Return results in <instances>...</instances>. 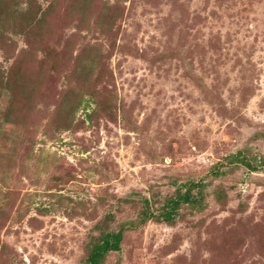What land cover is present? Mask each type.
<instances>
[{
	"label": "rangeland",
	"instance_id": "1",
	"mask_svg": "<svg viewBox=\"0 0 264 264\" xmlns=\"http://www.w3.org/2000/svg\"><path fill=\"white\" fill-rule=\"evenodd\" d=\"M106 233L99 264H264V0H0V264Z\"/></svg>",
	"mask_w": 264,
	"mask_h": 264
},
{
	"label": "trees",
	"instance_id": "2",
	"mask_svg": "<svg viewBox=\"0 0 264 264\" xmlns=\"http://www.w3.org/2000/svg\"><path fill=\"white\" fill-rule=\"evenodd\" d=\"M180 200L185 202H189L191 197L189 195V189H186L182 196L177 195L174 201L170 202V211H174V209L178 206ZM171 212L167 213L165 216L166 219L171 218ZM120 241V233H106L104 234L100 241L93 246L91 253L88 257V264H99V261L103 258V256L108 251H117L118 243Z\"/></svg>",
	"mask_w": 264,
	"mask_h": 264
}]
</instances>
